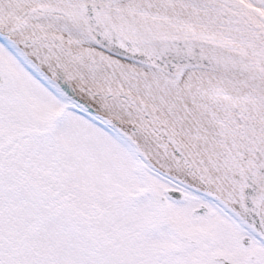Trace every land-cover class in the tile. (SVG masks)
Instances as JSON below:
<instances>
[{
    "label": "snow or ice",
    "instance_id": "1",
    "mask_svg": "<svg viewBox=\"0 0 264 264\" xmlns=\"http://www.w3.org/2000/svg\"><path fill=\"white\" fill-rule=\"evenodd\" d=\"M0 264H264V0H0Z\"/></svg>",
    "mask_w": 264,
    "mask_h": 264
}]
</instances>
